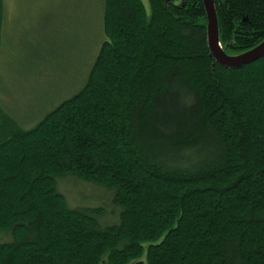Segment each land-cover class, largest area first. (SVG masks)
<instances>
[{
	"label": "trees",
	"instance_id": "16d2710c",
	"mask_svg": "<svg viewBox=\"0 0 264 264\" xmlns=\"http://www.w3.org/2000/svg\"><path fill=\"white\" fill-rule=\"evenodd\" d=\"M147 2L102 0L84 84L31 127L0 103V264H264V55L225 67L203 0ZM213 4L224 54L264 39V0Z\"/></svg>",
	"mask_w": 264,
	"mask_h": 264
},
{
	"label": "rangeland",
	"instance_id": "374dc122",
	"mask_svg": "<svg viewBox=\"0 0 264 264\" xmlns=\"http://www.w3.org/2000/svg\"><path fill=\"white\" fill-rule=\"evenodd\" d=\"M4 5L0 103L27 129L84 84L104 38L102 0H4ZM58 188L75 206L110 198L70 178Z\"/></svg>",
	"mask_w": 264,
	"mask_h": 264
},
{
	"label": "water",
	"instance_id": "95a60500",
	"mask_svg": "<svg viewBox=\"0 0 264 264\" xmlns=\"http://www.w3.org/2000/svg\"><path fill=\"white\" fill-rule=\"evenodd\" d=\"M206 12V32L208 47L215 60L225 66L238 68L241 65L253 62L264 55V39L253 49L237 56H228L221 49L218 39L217 18L213 0H203Z\"/></svg>",
	"mask_w": 264,
	"mask_h": 264
}]
</instances>
